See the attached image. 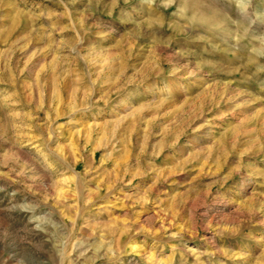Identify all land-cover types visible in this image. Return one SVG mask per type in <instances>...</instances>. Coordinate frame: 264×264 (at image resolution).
Here are the masks:
<instances>
[{"label": "rangeland", "instance_id": "rangeland-1", "mask_svg": "<svg viewBox=\"0 0 264 264\" xmlns=\"http://www.w3.org/2000/svg\"><path fill=\"white\" fill-rule=\"evenodd\" d=\"M261 36L264 0H0V264H264Z\"/></svg>", "mask_w": 264, "mask_h": 264}, {"label": "clouds", "instance_id": "clouds-1", "mask_svg": "<svg viewBox=\"0 0 264 264\" xmlns=\"http://www.w3.org/2000/svg\"><path fill=\"white\" fill-rule=\"evenodd\" d=\"M246 12V8L243 10ZM261 44L264 45V36H261L260 38ZM260 55L264 56V48H262L259 52Z\"/></svg>", "mask_w": 264, "mask_h": 264}]
</instances>
